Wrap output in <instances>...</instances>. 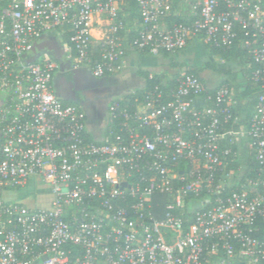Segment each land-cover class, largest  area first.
I'll use <instances>...</instances> for the list:
<instances>
[{"label": "built area", "instance_id": "1", "mask_svg": "<svg viewBox=\"0 0 264 264\" xmlns=\"http://www.w3.org/2000/svg\"><path fill=\"white\" fill-rule=\"evenodd\" d=\"M47 33L72 68L96 77L117 73L130 50L230 48L242 34L259 89L252 115L240 124L228 86L210 92L181 70L167 73V91L112 99L90 139L78 106L54 92L58 62H25ZM0 93V264H264V0H0ZM245 144L255 174L226 193ZM33 178L48 208L3 196ZM155 195L165 196L161 216Z\"/></svg>", "mask_w": 264, "mask_h": 264}, {"label": "trees", "instance_id": "2", "mask_svg": "<svg viewBox=\"0 0 264 264\" xmlns=\"http://www.w3.org/2000/svg\"><path fill=\"white\" fill-rule=\"evenodd\" d=\"M131 9L126 14V21H130L137 16V12L135 10V6L131 5ZM179 21L177 17L171 18L170 22ZM207 48V56L206 60L201 65H193L191 66L187 62H180L176 60L175 53H162L160 56L169 59V65L171 67L177 68L176 71L185 70L188 73H193L194 75L199 76V73L204 68H211L222 73H226L227 77L221 80V82L211 88L207 86L210 92L214 91L216 87L220 85H226L234 92V96L237 99V104L233 109L234 114H236L240 118V124L246 125L249 122V119L252 115V111L254 105L256 103V96L259 93V89L256 84L251 80L250 73L253 68V63L250 57V54L243 46V36L239 35L238 40L235 42L233 46L230 48H215L211 47L206 43H202ZM146 54L145 52H143ZM214 56H218L220 59H223V63H217L214 60ZM227 67V68H226ZM110 75V74H107ZM142 75L145 79V84L142 88H151L152 86L158 84L164 91H167L171 86L174 85L173 76L170 77L167 72H155L151 79L148 78L149 73L147 71L142 72ZM239 78V80H238ZM203 80V79H201ZM164 81V84L162 83ZM142 88L136 89V93H140ZM135 93V94H136ZM131 98L130 93H126L119 97L124 101H128ZM65 102V101H64ZM65 103H71L67 101ZM208 103V102H207ZM78 106V105H77ZM78 108H80L78 106ZM81 113L82 110L80 108ZM85 120V117L83 115ZM88 138L91 139V135L88 131H86ZM236 154L234 155L233 161L226 168V171L230 170L233 172V181L230 188L225 190L228 193L230 190H239V184L245 176H253L255 174V170L257 164L254 160V155L251 147L245 144L241 148V150L237 153V148H234ZM239 150V149H238ZM241 169H243V175H241L240 181L237 182L236 178L241 173ZM236 177V178H235ZM155 211L159 216L163 213V207L165 202L164 195H155ZM157 201V202H156ZM258 231L256 232V236L261 240H264V220L259 219L257 221Z\"/></svg>", "mask_w": 264, "mask_h": 264}, {"label": "flooded vegetation", "instance_id": "3", "mask_svg": "<svg viewBox=\"0 0 264 264\" xmlns=\"http://www.w3.org/2000/svg\"><path fill=\"white\" fill-rule=\"evenodd\" d=\"M78 69L72 68L70 64V67L59 73L58 78L56 77L58 71H56L54 74L56 83L53 88L58 95L74 99V102L83 110L84 117H90L92 123L99 126L102 122V110L108 106L112 96L127 90L128 83L125 78L128 73L96 77L91 72L82 74ZM70 78L75 81L69 80Z\"/></svg>", "mask_w": 264, "mask_h": 264}, {"label": "crops", "instance_id": "4", "mask_svg": "<svg viewBox=\"0 0 264 264\" xmlns=\"http://www.w3.org/2000/svg\"><path fill=\"white\" fill-rule=\"evenodd\" d=\"M47 34H53V33H47ZM47 34H44V35H47ZM53 35L58 40V42L61 44L58 36L56 34H53ZM195 44H198V43H191L186 48L178 51L175 54V58L178 57L180 53L182 54V52H184V50L188 49L190 46L195 45ZM206 53H207V51L203 52L202 55H205ZM43 54H45L44 51L41 52V55H43ZM31 55L32 54L30 52L29 57H31ZM45 55H47V54H45ZM64 55H65V53H64ZM144 55H146V54H144L143 52H139V51H135V50L128 51L127 54L125 55V57L123 58V61L121 63V68L119 69V71L117 73H113V74L109 75V76L123 75L125 73L126 74L128 73L130 75L133 74L131 76V78L126 76L125 79L127 81H129V85L127 87V90L123 93H119V95H117V98H119L120 96H122L126 93H130L136 89H140L144 86L145 79L142 75V72L147 71L149 74L155 73V72L148 70L146 67L144 68L143 65H140V62H141L140 59L142 57H144ZM29 57H27V58H29ZM214 59L216 60V56H214ZM83 69L90 72L88 69H85V68H83ZM57 71H58V74L56 75V77L58 78L59 77L58 75L62 70L58 69ZM80 73H82V72H80ZM82 74H84V73H82ZM199 76L201 77L200 73H199ZM61 80L64 81L63 78H61ZM69 80L75 81V79L73 80L72 78H70ZM54 81L56 83V78H54ZM204 84L206 86H209L208 83L206 84L204 82ZM217 85L218 84H216L214 86H209V87L213 88ZM2 99H3V95L0 93V103L2 102ZM65 102H67V101H65ZM70 102L76 104L74 101L70 100ZM82 112H83V110H82ZM105 121H106V116L104 118V124L101 122V124L99 126H95L94 123H92L90 117L87 116L85 118L86 129L89 132V134L91 135V137H100L103 134ZM240 148H242V147H240ZM3 196L10 201H18L30 209L48 208L50 206V200H51V196L48 193V188L46 186H42L37 178H33V179L29 180L26 183V185H24L20 188H14V189L4 191Z\"/></svg>", "mask_w": 264, "mask_h": 264}, {"label": "rangeland", "instance_id": "5", "mask_svg": "<svg viewBox=\"0 0 264 264\" xmlns=\"http://www.w3.org/2000/svg\"><path fill=\"white\" fill-rule=\"evenodd\" d=\"M207 51V48L204 44L198 43L195 45L190 46L188 49L184 50L182 54L180 53L178 57H176V60L180 62H187L191 66L193 65H201L206 60L207 53L205 55H202L203 52ZM46 56V55H44ZM191 58V59H190ZM215 60V59H214ZM140 65H143L144 68L146 67L148 70L152 72H169L172 73L177 70V68L171 67L169 65V59L164 58L162 56H152V55H144L140 59ZM217 63H223L224 60L220 59L216 56ZM227 68V67H226ZM133 75V74H132ZM130 74H127V77L131 78ZM201 78L203 81L209 86H214L216 84H219L221 80L227 77V74L222 73L220 71L211 69V68H204L200 71ZM239 80V78H238ZM129 85V81H126ZM113 98H117L116 95L112 96Z\"/></svg>", "mask_w": 264, "mask_h": 264}, {"label": "water", "instance_id": "6", "mask_svg": "<svg viewBox=\"0 0 264 264\" xmlns=\"http://www.w3.org/2000/svg\"><path fill=\"white\" fill-rule=\"evenodd\" d=\"M44 51L45 54H47L50 58L56 60L59 64V69L63 70L65 68L70 67V62L69 60L65 57L64 51L62 49L61 44L58 42V40L55 38L53 34H47V35H42L40 38L36 39L32 43V47L30 49L31 52V57L26 58L25 62H32L36 61V59L41 55V52ZM79 72H82L84 74H88L87 70H84L83 68L78 69ZM55 81L53 80V86H54ZM56 96L63 100V101H74V99L61 96L57 94L56 89L54 88ZM116 96L119 94H115ZM103 109V108H102ZM106 110L107 106L102 110V123L104 124V118L106 116Z\"/></svg>", "mask_w": 264, "mask_h": 264}, {"label": "clouds", "instance_id": "7", "mask_svg": "<svg viewBox=\"0 0 264 264\" xmlns=\"http://www.w3.org/2000/svg\"><path fill=\"white\" fill-rule=\"evenodd\" d=\"M91 35H92V37H93V39H101L102 37H103V32H101V31H93L92 33H91Z\"/></svg>", "mask_w": 264, "mask_h": 264}]
</instances>
